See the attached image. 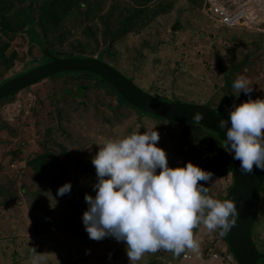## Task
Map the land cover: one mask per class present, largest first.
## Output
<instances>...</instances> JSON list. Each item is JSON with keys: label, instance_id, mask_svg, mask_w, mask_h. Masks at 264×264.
I'll use <instances>...</instances> for the list:
<instances>
[{"label": "rangeland", "instance_id": "rangeland-1", "mask_svg": "<svg viewBox=\"0 0 264 264\" xmlns=\"http://www.w3.org/2000/svg\"><path fill=\"white\" fill-rule=\"evenodd\" d=\"M162 2L165 6L162 12L114 43L115 56L110 63L154 94L217 106L214 103L226 96L223 93L225 76L218 64L229 67L232 61L238 62L249 55L243 72H235L230 79L233 83L238 75H245L253 83L250 95L264 98V34L217 26L204 7L199 9L188 0ZM70 37L75 41L74 35ZM12 45L19 54L10 73L25 68L23 62L28 54H40L37 46L30 45L19 35ZM58 50L73 51V48L66 41ZM27 74L17 79L24 81ZM77 85V81L66 76L36 85L12 98L0 97V264H29L30 247L45 252V264H129L125 242L113 237L99 241L90 239L82 222V214L87 209L84 196L86 193L95 195L92 185L96 173L91 158L98 151L97 144L127 136L138 127L141 133L144 127H155L160 137L157 146L165 150L168 165L170 160L174 163L170 167L187 163L180 154L174 153L187 148L184 138L189 132L181 122L167 123L148 114L140 115L129 105H119L116 95L101 87L87 90L82 99L70 97L57 103L56 98L65 87L75 89ZM230 89L237 95L232 85ZM172 94L179 98H171ZM242 96V102L248 99L243 92L238 97ZM60 106L66 109L62 116L58 113ZM5 121L20 129L18 134L13 135L1 127ZM43 144L59 155L63 176L56 182L40 178L28 165L30 158L46 152ZM73 158L87 169L79 168ZM218 166L207 169L214 170ZM221 168H217V172H221ZM232 181L231 173L220 176L213 173L212 181L200 183L208 187L214 197L226 198ZM65 182L71 183V189L58 196L57 189ZM211 234L212 231H207L204 239ZM253 235L263 251L264 171L261 210ZM221 244L227 245L223 241ZM228 255L225 263L237 264L231 254ZM177 257L171 251L160 249L155 253L146 252L136 264H153L151 259L156 260V264L165 261L179 264ZM207 261L206 257L203 264Z\"/></svg>", "mask_w": 264, "mask_h": 264}, {"label": "clouds", "instance_id": "clouds-1", "mask_svg": "<svg viewBox=\"0 0 264 264\" xmlns=\"http://www.w3.org/2000/svg\"><path fill=\"white\" fill-rule=\"evenodd\" d=\"M232 87L236 97L243 92L248 99L234 104L227 119L218 121L227 151L239 161L242 173L250 174L254 166L264 171V98L252 99L253 83L245 75H238ZM202 118L199 111L192 116L197 122ZM144 128L143 133L138 127L127 136L97 144L98 151L91 158L96 173L92 185L95 195L85 194L87 209L82 214L90 239L113 237L125 242L129 264H136L146 252L160 249L178 255L179 260L185 249L198 251V235L203 249L204 234L200 232L205 227L208 231L219 228L223 236L238 215L233 200L214 199L207 195L208 187L198 184L212 181L211 171L190 161L170 167L165 150L157 146L158 131ZM70 189L71 183L65 182L56 194L62 196ZM199 224L204 227L194 236L193 228ZM30 249L29 264H45V252Z\"/></svg>", "mask_w": 264, "mask_h": 264}, {"label": "trees", "instance_id": "trees-1", "mask_svg": "<svg viewBox=\"0 0 264 264\" xmlns=\"http://www.w3.org/2000/svg\"><path fill=\"white\" fill-rule=\"evenodd\" d=\"M127 1L128 0H0V92L3 94L12 86L18 87L13 90V92L11 91V93L3 96V98H12L17 93L36 86L25 87V85H23V87L21 85L24 81H22V79H17V77L26 74V71L34 70L42 64L56 58L87 54L90 56H98L108 62H112L110 59L115 56L113 52L114 43L128 32L140 29L145 22L155 17L165 8L161 0H129L131 1L130 3ZM188 1L196 3L199 9L200 7L206 9L205 0ZM224 28L226 30L236 29L242 32L247 31L246 28L240 26H225ZM18 35L24 37L30 45L37 46L40 54L38 56L28 54L23 62L25 68L20 70L21 72L17 71L15 73H10L11 69L15 68L14 65L19 54L16 49H13L12 45L13 40ZM70 35L75 36V41L71 39ZM66 41L72 46L73 51L58 50L59 46L66 43ZM248 59L249 55H244L238 62L234 60L229 63V67L222 66L221 62L218 64L219 71L225 76L223 93L225 92L226 96H224L223 100H218V103H214V105L225 107L229 110L234 104L242 103L244 97H236L230 89L233 84L230 77L237 71L243 72L242 67L248 62ZM3 74L8 77L2 76ZM256 74H258V72H256ZM66 76L77 81L78 85L75 89L72 87H65L61 94L57 96V103L58 100L61 99L62 101H67L71 98L82 99L87 90H93L98 87H101L103 90L105 89L110 94H114L113 88L110 85L105 87L100 83L97 77H90L81 72L52 75L44 82ZM90 79H94L95 82ZM96 81H99L98 84ZM157 96L160 95L157 94ZM160 97L166 98L164 96ZM251 97L252 99L257 98L255 95ZM171 98L179 97L172 94ZM66 105L65 108L67 109ZM65 108L63 106L59 107L58 113L60 116L65 113L63 110ZM137 112L140 113L138 110ZM164 120L167 123H180ZM181 124L185 126V131L187 130L189 132L185 134L187 138H184L187 148L184 150H175L174 153L180 154L181 158L183 157L187 162L190 161L203 170L211 171L218 176L230 173L231 157L223 142L212 131L202 125L189 123ZM2 126L8 129L13 135L18 134L20 130L6 121L2 123L1 127ZM189 128L192 130L190 131ZM51 130L52 129H50V132ZM49 139H52V135ZM43 146L46 148V152L39 153L33 158H30L28 160V165L40 178H50L51 181L56 182L63 176V171L61 172L58 162V160H60L59 155L49 151L46 144H43ZM49 155H52L54 160L49 158ZM73 159L79 168L87 169L78 159ZM170 165L174 166L171 160L169 162V166ZM217 165L220 166L216 167L214 170L207 169L210 166ZM217 168H221V172H217ZM199 183L200 181H198V184ZM207 195L214 199H225V197H214L209 191ZM201 230L202 224L197 225L193 231L194 236L199 234ZM207 231L205 227L200 233L205 234ZM219 232L220 229L217 228L212 231L210 238L203 240V249L207 256L216 253L219 256V260L223 262V264H226L224 261L225 256H229L228 253H231L227 245L221 244V241L227 242L219 235ZM225 252L228 253L225 254ZM154 257L156 258L155 255L153 258ZM150 262L156 264V260L154 261V259H151Z\"/></svg>", "mask_w": 264, "mask_h": 264}, {"label": "water", "instance_id": "water-1", "mask_svg": "<svg viewBox=\"0 0 264 264\" xmlns=\"http://www.w3.org/2000/svg\"><path fill=\"white\" fill-rule=\"evenodd\" d=\"M175 28V26H174ZM81 72L97 77L105 87L111 86L119 105H129L140 115H151L160 120L198 124L212 131L224 144V130L218 127L220 118L227 119L228 109L210 105L206 102H189L182 99H165L142 88L134 78L125 74L114 64L98 56L87 54L56 58L30 71L21 86L30 87L46 81L52 75ZM99 81H96L98 84ZM24 87V86H23ZM12 86L1 96L17 89ZM203 118L192 120L195 112ZM231 157L230 173L232 184L225 199L235 202L238 215L235 224L222 237L237 264H264V251L260 250L254 239L253 228L258 220L262 203V170L253 167L250 174L239 170V161Z\"/></svg>", "mask_w": 264, "mask_h": 264}, {"label": "built area", "instance_id": "built-area-1", "mask_svg": "<svg viewBox=\"0 0 264 264\" xmlns=\"http://www.w3.org/2000/svg\"><path fill=\"white\" fill-rule=\"evenodd\" d=\"M205 3L208 15L217 26H240L264 34V0H205ZM197 239L198 251L185 249L180 255L179 264H193L195 261L203 264L206 257V264H223L216 253L207 256L200 248L199 235Z\"/></svg>", "mask_w": 264, "mask_h": 264}]
</instances>
